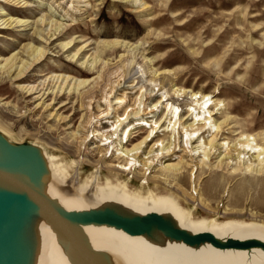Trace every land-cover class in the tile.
Wrapping results in <instances>:
<instances>
[{
	"label": "bare ground",
	"instance_id": "obj_1",
	"mask_svg": "<svg viewBox=\"0 0 264 264\" xmlns=\"http://www.w3.org/2000/svg\"><path fill=\"white\" fill-rule=\"evenodd\" d=\"M132 1L136 5L146 7L143 0ZM3 2L9 4L17 1L0 0V3ZM20 2L19 8L29 7L27 2ZM84 2L85 0L72 1L71 9L75 12L83 11ZM61 6V4L57 6L51 4L50 14L38 21L43 28L40 31L35 30V33L48 45L50 40L58 39L62 35L64 30L62 21L70 14L67 12L62 14ZM0 14H3L0 28L7 31H13L17 26L27 27L31 24L29 20L7 14L2 8ZM55 15L64 19L54 18ZM43 35L47 36V39ZM72 42L62 45L63 49L72 47ZM102 42L101 45L107 49L124 48L127 53L124 51L125 54L120 55V58L114 62L103 61L96 52L94 58L89 57L81 63L91 70L98 68L96 77L77 79L54 76L51 79L56 80V83L60 82L59 85H54V93L71 90L82 95L85 114L78 130L73 133V136L79 139V144L86 148L89 140L98 138L102 142L101 146L97 147L102 157L108 158V153H113L128 162L125 166L109 167L112 169H106L107 171L117 174L129 172L140 176L143 179L141 184L144 186L145 183H149L151 177L144 173L139 175L132 168L138 164L146 169L151 168L156 161L160 162L166 157L173 156L177 149L183 146L188 149L196 167H199L197 155L201 150L205 159L200 161L206 164L215 151L226 149V154L218 161V167L224 163H236L243 165L248 172L259 173L264 169V145L259 144L254 136L242 135L234 144L218 143V138L213 136L212 132L219 130L220 125L213 118L215 113L210 109L216 101V106L221 105L223 103L221 100H214L215 97L211 95L179 86L177 79L174 78L176 72L173 69L156 68L155 61L149 59L143 44L135 45L121 40ZM48 45L37 46L32 43L25 45L23 56H26L27 60H24L20 53L8 58L0 57V74L11 77L15 83L20 82L25 74L33 66L41 63L49 53ZM84 50L82 47L70 55L71 59L75 61L77 58L79 61L80 54ZM17 88L28 95L41 92L39 86L19 83ZM135 89L140 95L132 99V93L127 90ZM119 91L123 95H119ZM159 94L162 101L155 104L154 99ZM95 101L98 102L97 109L92 107ZM102 104L106 105L104 109ZM126 104L130 110L125 113V117H121L119 111ZM51 105L52 103L47 105V108ZM63 106L65 105L61 108ZM162 109L168 110L166 117L163 116V119L165 117V120H162L163 125L160 126L158 123L140 143L132 149H127V142L134 134L133 130L145 125L143 117L148 114L157 115L156 113ZM184 109L189 112L187 117L182 114ZM114 115L116 120L113 122L115 125L112 130L105 132L101 126L96 129L92 126L101 118L110 119ZM55 116L60 120L67 119L58 113ZM167 121L170 125L166 129L172 133L170 140L156 143L149 148V142L153 141L156 130L161 129ZM0 131L7 137L6 139L0 135V171L9 172L13 177L40 190L65 217L70 213L112 215L106 216L102 221L81 226L83 227L81 240L85 242L94 257L103 263L106 262V258H110L108 260L110 264H264L262 247L241 248L227 244V241H242L247 238L264 241V221L262 222L261 219L220 220L216 216L199 217L181 200L184 198L191 202L187 197L191 196V200H194V197L188 196L186 192H180L171 184L160 182V185L166 184L175 188L178 193L171 191L172 189L161 191L150 187L147 190L135 189L131 187L130 179L121 180L118 176L115 178L107 176L103 180L101 174L104 169L101 166L82 179L79 168L74 173L71 171L72 164L76 167L82 164V161L75 160L68 164L55 152V147L45 141L37 139L26 143V140H18L3 127H0ZM203 132L210 134L211 138L202 136ZM196 142H199V145L194 146ZM103 165L106 163L104 162ZM161 165L164 171L178 175H183L190 166V164L186 166L183 161L168 164L165 161ZM200 203L194 205L208 210L203 202ZM150 213H155L165 221L171 227L170 232L177 228L191 236L199 234H208V236L187 240L182 235L165 231L160 221H152L145 230L137 232L135 227ZM117 217L131 222L138 217L140 221L133 223V227H128L127 224L114 223V219L118 220ZM0 233L2 234L0 264H81L73 245L60 237L59 232L39 209L25 198L1 189ZM4 248L9 253L1 256Z\"/></svg>",
	"mask_w": 264,
	"mask_h": 264
},
{
	"label": "rangeland",
	"instance_id": "obj_2",
	"mask_svg": "<svg viewBox=\"0 0 264 264\" xmlns=\"http://www.w3.org/2000/svg\"><path fill=\"white\" fill-rule=\"evenodd\" d=\"M16 1L0 3L1 8L13 17L29 20L31 24L27 27L17 26L13 31L0 28L1 58L20 53L27 60L23 56L25 45H48L35 30H42L38 21L50 14L51 4H61V13L71 15L62 21V35L50 40L49 53L20 82L15 83L11 77L0 74L1 128L18 140L38 139L51 144L68 164L75 160L82 161L76 167L74 164L71 166L73 173L79 168L82 179L101 166L104 169L101 174L103 180L107 176H118L121 180L130 179L129 183L135 189H172L178 193L175 191L178 188L180 192L192 195L194 200H191V196L187 198L195 204L203 202L209 211L184 198L181 200L199 217L264 221V169L259 173L248 172L243 165L236 163H224L218 167V161L226 154V149L215 151L207 160L208 164L201 163L200 160L204 158L201 150L197 155L199 167L194 166L186 146L178 148L173 156L156 161L151 168L146 169L138 164L132 169L139 175L147 174L151 177L149 185L145 183L144 186L140 176L129 172L117 174L107 171L112 169L109 167L125 166L128 162L113 153H108V158L102 157L97 148L102 142L98 138L89 140L86 148L79 144V139L73 133L78 130L85 114L82 95L71 90L54 93V85L60 82L51 79L54 76L77 79L96 77L98 68L91 70L81 63L89 57L94 58L96 52L103 61L114 62L120 55L127 53L124 48L107 49L101 45L102 41L121 40L135 45L143 44L149 59L155 61L156 68L173 69L176 72L174 78L179 86L211 95L215 97L214 100L223 102L216 106V101L210 109L220 125L219 130L212 132L218 138V143L234 144L242 135L249 134L264 145V0H143L146 7L136 5L132 0H85L80 13L72 10L70 5L72 1L79 0ZM20 1L27 2L29 7L19 8ZM2 16L0 14V19ZM54 18L64 19L57 15ZM43 37L47 39V36ZM70 41H73L72 47L64 50L62 45ZM82 47L85 50L80 54L79 61L77 58L73 61L70 55ZM17 83L39 86L42 93L28 95L17 88ZM121 91L119 95H123ZM127 91L132 93V99L140 95L136 89ZM160 101L161 94L154 99L155 104ZM96 102H93L92 107H97ZM62 105L65 106L61 108ZM127 106L124 105L119 111L121 117H125V113L130 110ZM105 107L102 104V108ZM160 111L157 115L148 114L143 117L145 125L133 130L127 149L140 143L158 123L163 125L162 120H165L168 110ZM56 113L67 119L60 120L55 116ZM182 114L187 117L189 112L184 109ZM114 117L101 118L92 126L95 129L101 126L105 132L110 131L115 125ZM169 125L167 121L161 129L158 128L159 131L156 130L149 148L170 140L172 133L167 130ZM204 135L211 138L207 132H203ZM193 145L197 146L199 142ZM165 161L167 164L183 161L186 166H190L183 175L172 174L163 170L161 163ZM104 162L106 165H103ZM160 182L175 188L160 185Z\"/></svg>",
	"mask_w": 264,
	"mask_h": 264
},
{
	"label": "water",
	"instance_id": "obj_3",
	"mask_svg": "<svg viewBox=\"0 0 264 264\" xmlns=\"http://www.w3.org/2000/svg\"><path fill=\"white\" fill-rule=\"evenodd\" d=\"M1 137H6L4 133L0 131ZM31 141H26V143H31ZM15 144V143H14ZM18 145V143L16 142ZM9 171V170H8ZM0 189L12 193L14 195H19L23 198H25L27 201L30 202L31 205L35 206L37 209L41 211V213L47 218V220L52 224V226L59 232L60 237L64 239L66 242L73 245V247L76 249L77 253V259L80 260L81 264H110L109 259L106 258V262H102L100 259H97L94 257V255L90 252L88 247L86 246L85 242L81 240V233L83 230V224L86 223H94L97 221H102L106 216H112L107 214H99V213H93V214H77V213H70L66 217L63 216V214L58 211L48 200L46 195L42 193L40 190H37L34 186L23 182L20 179H17L16 177H13L9 172L0 171ZM118 220L114 219V223L119 224H127V226H132L133 223L139 222V218L135 217V220L133 222L128 221L126 219H123L121 217H117ZM113 221V220H111ZM152 221H160L159 223L162 225L163 229L169 233H174L178 235H182L187 240H193V238H204L207 237L208 234H199L196 236H191L186 234L181 229H172L170 232L169 228H171L169 225L165 223L162 219H160L155 213H150V215L145 216L135 227L138 231L145 230L150 224H152ZM80 226V227H79ZM0 236L2 234L0 233ZM211 236V235H209ZM218 240L217 238H215ZM228 245H232V247H241V248H249L251 246H260L264 249V241L258 238H252V239H244L242 241H227ZM9 252L6 250V248L3 249V252L1 253V256H5ZM16 259V258H15ZM14 259V260H15ZM0 263H1V257H0ZM8 264V263H5Z\"/></svg>",
	"mask_w": 264,
	"mask_h": 264
}]
</instances>
